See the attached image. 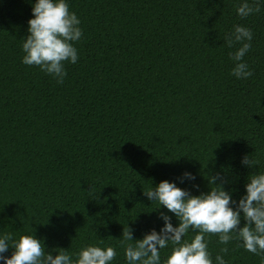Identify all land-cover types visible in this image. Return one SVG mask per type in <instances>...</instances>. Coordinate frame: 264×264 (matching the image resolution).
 <instances>
[{
    "label": "trees",
    "instance_id": "obj_1",
    "mask_svg": "<svg viewBox=\"0 0 264 264\" xmlns=\"http://www.w3.org/2000/svg\"><path fill=\"white\" fill-rule=\"evenodd\" d=\"M236 2L68 0L82 37L57 83L21 63L28 0H0V231L32 232L69 255L111 245V264H127L122 232L138 239L163 223L142 195L151 182L187 168L199 187L181 186L197 194L216 172L239 197L258 168L241 155L264 168V9L241 18ZM235 23L253 31L247 78L231 74L223 40ZM205 238L213 257L227 247L228 264H259L235 240Z\"/></svg>",
    "mask_w": 264,
    "mask_h": 264
},
{
    "label": "clouds",
    "instance_id": "obj_2",
    "mask_svg": "<svg viewBox=\"0 0 264 264\" xmlns=\"http://www.w3.org/2000/svg\"><path fill=\"white\" fill-rule=\"evenodd\" d=\"M28 2L31 15L27 20V35L21 43V63L36 65L57 83H63L67 74L65 62L75 64L78 60L75 42L82 37L80 18L69 9L68 0ZM262 9L264 0H237L235 4V13L241 18ZM223 40L230 49L231 74L237 79L251 76L243 57L252 47V29L235 23ZM240 164L258 168L247 174L239 197L225 188L229 181L216 172L204 175L209 190L193 194L181 186L187 180L193 182V188L199 187L195 183L197 174L187 168L175 180L164 178L143 188L142 195L151 203L156 202L154 209L163 223L159 230L153 227L138 239L133 238L130 228L122 232L127 264H228L220 254L227 252V247H221L214 257L208 250L205 238L208 233L215 234L221 245L237 241L239 247L255 254L259 264H264V168L256 157L247 153L241 155ZM173 216L178 220L175 225ZM189 230L193 232L190 239L185 237ZM10 248V254H6ZM166 248L169 250L161 259L160 250ZM116 255L114 247L100 243L81 245L69 255L63 247L47 250L32 232L0 231V264H111Z\"/></svg>",
    "mask_w": 264,
    "mask_h": 264
}]
</instances>
